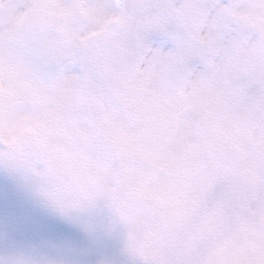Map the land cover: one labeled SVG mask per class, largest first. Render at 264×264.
Returning a JSON list of instances; mask_svg holds the SVG:
<instances>
[{"label": "clouds", "instance_id": "1", "mask_svg": "<svg viewBox=\"0 0 264 264\" xmlns=\"http://www.w3.org/2000/svg\"><path fill=\"white\" fill-rule=\"evenodd\" d=\"M0 264H264V0H0Z\"/></svg>", "mask_w": 264, "mask_h": 264}]
</instances>
